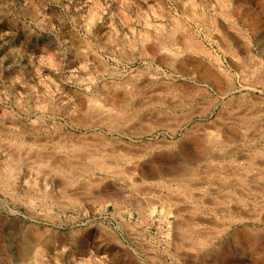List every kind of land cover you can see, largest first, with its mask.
<instances>
[{
	"label": "rangeland",
	"instance_id": "374dc122",
	"mask_svg": "<svg viewBox=\"0 0 264 264\" xmlns=\"http://www.w3.org/2000/svg\"><path fill=\"white\" fill-rule=\"evenodd\" d=\"M210 75L221 91L211 87ZM111 77L154 82L128 109L132 118L123 132L97 126L80 111L81 96L98 100L102 83ZM174 98L179 99L173 103ZM234 98L264 111V0H0V177L21 158L5 153L8 142L47 147L59 140L69 146L84 136L152 155L147 164L157 173L134 186L104 185L89 196L85 179L44 180L36 168L19 169L9 188L0 187V264H264V223L246 212L264 209V190L253 195L212 187L182 201L169 194L182 192L174 176L205 163L190 164L196 145L186 135L210 130L223 105ZM260 111L255 126L261 136L247 140L235 157L264 154ZM257 161L251 167L264 171ZM194 183L189 187L197 193ZM224 191L233 192L244 210L227 212L210 204ZM128 192L135 201L124 197ZM185 217L192 218L189 226ZM179 220L189 232L221 230L211 239L205 235L208 242L192 231L190 243L199 240L210 247L187 255L178 251L190 244L175 232L183 225Z\"/></svg>",
	"mask_w": 264,
	"mask_h": 264
},
{
	"label": "bare ground",
	"instance_id": "6f19581e",
	"mask_svg": "<svg viewBox=\"0 0 264 264\" xmlns=\"http://www.w3.org/2000/svg\"><path fill=\"white\" fill-rule=\"evenodd\" d=\"M166 58H168V57H166ZM168 60H171V59H168ZM109 79L110 80L102 83L100 98L98 97L99 98V99L97 98L98 100H94L93 98H92L93 99L92 100L90 97L85 98V97L81 96L80 103L84 107L80 111H84L83 114L81 113L83 116L88 115V118L90 116L92 119H94L93 120V121H95L94 124H96L97 126L104 127L110 132H116V131L117 132H119V131L123 132V129L125 127H127V123L132 118V116L130 117V115L127 113L128 109H130V106L132 105L134 100L138 99L137 97L140 95L142 90L145 87L147 88V87L154 85V82L152 79L147 78V77L141 78V79L136 78L134 80L129 79V80L124 81V82L123 81L117 82L112 77ZM210 79L213 83V85L211 87L213 88L215 86L214 87L215 91H218V92L221 91L220 89L218 90V85L216 84L217 79L214 76L212 77V75H210ZM158 89H161V88H158ZM168 90H169V88H168ZM189 90H191V88ZM198 90H199V88H198ZM156 91H157V89H156ZM165 91H163V92H165ZM173 91L174 90H172V92ZM194 91H195V89H194ZM167 92H165V93L167 94ZM146 94H147V91H146ZM150 94H151V92H150ZM140 97H139V99H140ZM169 99H171V98L169 97ZM175 99L176 98L173 99L174 101L172 100L173 103H175L176 100H178L179 98L176 100ZM225 99H226V97H225ZM259 99H257V100H259ZM168 102H170V101H168ZM212 102H213V100H212ZM182 103H179L177 105L181 106ZM210 103H211V101H210ZM164 104H165V102H164ZM139 106H141V105H139ZM175 106H176V104H175ZM175 106H174V109H175ZM178 106H176V107H178ZM170 107H173V105H171ZM222 109H223V111H221L222 115H219L220 112L218 111L219 114L216 116V118L213 120V122L209 126V128L211 127L212 130L211 129L207 130L208 127H207V129H204V128L199 129L198 128L197 133H195L196 135L194 133L186 135V137H185L186 141H188L189 143H192L194 146L196 145L195 146L196 151H195L194 155L192 156L193 163H190V164H196L200 160H205L204 161L205 163L201 166L198 165L199 167L197 168V170L191 171L187 174H185V173H183V174L180 173L179 175L174 174L177 176V177L174 176L175 177L174 180L176 182H178V184H180L182 186V188H184V190H183L181 187H179V188H181L182 192H179L180 190L177 191L174 189V191H172L173 189L172 190L169 189L171 191V193H169V194H171V196H173L171 198H173V200L175 199L174 201H176V200L182 201L183 199H186L185 195L191 196L193 194L194 195L197 194V198H198L203 194V192L205 190L210 191L211 190L210 188H212V187H213V189H215L214 187H217V188L219 187V188H224L227 191H229V190L238 191L241 194L253 193V195H254V193L260 192V190H262L261 192H263V190H264V171L261 168L260 170H257L255 172V170L251 166H253V164H255V161H257L255 159H258L257 162L262 163L264 166V154H260L261 153L260 152L259 156L257 154H256V156H253L255 154V152L253 155H252V153H253L252 152L251 154L248 153L249 155H252V156H248V154H247V155H244L245 157L242 156L241 158H238L237 156L235 157L233 155L234 153L241 151L242 149H244L245 147L248 146V145H246L247 140H249L253 137H258V136L260 137L261 136L262 129L257 128L255 126L256 121L258 120L259 114H261V113H259L260 110H258L260 108H256L253 103L246 104V102L243 100L235 99L233 101L226 102L223 105ZM219 110H221V109H219ZM203 112H204V110H203ZM260 112H264V111H260ZM83 116H81V117H83ZM80 122H82L81 124H85L84 120L83 121L81 120ZM81 128H83V127H81ZM174 128H176V127L174 126ZM168 129H170V128H168ZM175 130L176 129H174L173 132ZM28 133H29V131H28ZM84 137H83V139H82V137H81V139L78 137V139H80V140H76V141L74 140L75 141L74 143L71 141L73 144L71 143L69 146H66L64 144L66 141L64 143H61L59 140L56 142H52L49 140L50 145L47 147H46V145L44 147H42V146H38V147L37 146L36 147H31V146L25 147L24 146V147H22L21 144L12 145V144H8L9 142L8 143L6 142L7 144L3 145V150L5 151V153L8 154V156H12V158H15L17 156H19L17 158H20V157L21 158L20 159L15 158L16 160L13 163L12 171L8 172L2 178L0 177V183H1L0 187L2 185V187L5 188V186H3V185H6V187L9 188L8 185H10L9 183L14 178L16 172L19 169H25V168H33V169L36 168L37 172L39 173L40 178H42L44 180L48 179V178L55 179L58 177H60L62 179L64 176L65 177L69 176L67 178L76 177L77 179H83V180L85 179L84 181L87 180V182H85V183L86 184L88 183L89 187H87L88 189L85 188L87 191L86 190L84 191V188H83V191L85 192V194L88 193V195H89V192L94 193L96 191H99L102 186L104 187V185H109L115 189V187L117 188V183H122L124 185H131V186L133 185L134 186V184L138 181H145L148 179L157 178V173L154 172L149 167V165L147 164L150 161L152 155L147 154L146 152H142V150L138 151V150L126 148V146L125 147L123 146L124 148H122L120 145L115 146L113 144L107 143L106 140H103L101 138H94L91 136H90L91 138H89V137L84 138ZM114 142H116V141H114ZM144 150L145 149H143V151ZM257 152H259V151H257ZM19 154L20 155L22 154V156H20ZM51 157L54 158V162L52 160V162H53L52 164H50L49 161H48V163H45L46 160L51 158ZM188 171H190V170H188ZM183 172H185V171H183ZM95 175H100L102 177L93 178L92 176H95ZM70 176H72V177H70ZM171 176H172V178H174L173 175H171ZM161 177H163V176H161ZM171 179L169 181H171ZM192 182H197V183H194L195 186L197 184V193H193L192 188L189 187V186H191ZM156 183H157V181H156ZM172 183H173V181H172ZM81 184H83V183H81ZM145 187H148V186H145ZM148 188H152V187H148ZM188 188H190L191 190H188ZM213 189H212V191H213ZM78 190H79L80 195H81L82 189L81 190L78 189ZM149 190H152V189H149ZM159 190L157 189V192ZM76 191H74V192H76ZM153 191H155V193H156V190H153ZM145 192H147V191H144L143 193H145ZM206 192H208V191H206ZM225 192L226 191H224V193H223L224 195L222 196V198L220 197L221 198L220 200H216L217 198H215V200L210 198L211 200H213L212 202H210V204H212L216 209L218 208V210L227 211V212H229V211L235 212L237 210L240 211V209H241V211L244 210V207L243 208L240 207V203H238L236 201V199H233L232 196L230 195V194H233V192H231V193L230 192L225 193ZM96 193H98V192H96ZM137 193H140V192L138 191ZM141 193H142V191H141ZM160 193L158 192L157 194H159V196H160ZM257 194H255V195L259 196V194L258 195ZM83 195H84V193H83ZM83 195H81V197ZM133 195L134 194H132L131 192H128L126 195H124V197L130 201H135L136 197ZM219 195H221V194L219 193ZM159 196H157V197H159ZM168 196L170 198V195H168ZM245 196H248V195H245ZM193 197H195V196H193ZM212 197H214V196H212ZM76 198H78V197H76ZM86 198H87V196H86ZM86 198H85V200H86ZM150 198L152 199V197H150ZM160 198H162V196H160ZM171 198H170V201H171ZM236 198H237V196H236ZM147 199H146V201L149 202L148 201L149 199L148 200ZM262 199H264V198H262ZM238 201L240 202V200H238ZM243 201H245V200H243ZM260 201H261V199H260ZM73 202H74V199H73ZM179 202L177 201V203H179ZM189 202H191V201H189ZM175 204H176V202H175ZM180 204H182V203L180 202ZM64 205H65V203H64ZM140 205H142V204H140ZM185 206L187 207V205H184L183 207L186 208ZM213 206H211V208ZM177 207H178V205H177ZM181 207H182V205H181ZM214 207H213V209H214ZM184 208H183V210L181 209L182 212L185 211ZM188 208L190 209L191 207L188 206ZM195 208H197V207H195ZM195 208L193 207L191 209H195ZM191 211H194V210H191ZM199 212L200 211H198V213ZM246 212H247L248 216L251 217L253 220H256V221L258 220L261 223H264V209H261V208L257 209L255 207V209H250L249 211H246ZM244 213H245V211H244ZM188 214H190V213L188 212ZM224 214L221 213L220 216L222 217V215H224ZM238 214H240V213H238ZM247 214H245V215H247ZM242 215H244V214L242 213ZM227 216H229V215H227ZM227 216H225V218ZM176 217H178V216H176ZM192 218H193V216H192ZM192 218L188 219L190 222H188L186 217L183 218V220L185 219L184 221H186L185 224L187 225V223L191 224L190 219H192ZM251 218H250V220H251ZM181 219H182V217H181ZM236 220H233V221H236ZM182 221L179 220L180 223ZM184 221L182 222V224H183L182 226L179 224L181 227L177 226L179 228V231H178V228L176 227V224L178 225L179 222L174 224L176 227L175 229H177V231L175 229H173V230H175V232H179L176 234H179L178 236H179L180 240L185 241V244L187 242L190 243V241H192L191 232L194 230L197 231L198 233H201L202 235H204L203 237H205L206 242H208V240H206L207 235L209 238V236H211V234L213 236V234H216V232L218 230H221V229H218L215 232L213 229L214 227L205 228V229L199 228L197 230L195 228L194 230L191 229L190 230L191 232H189V230H188L189 228L187 227L189 225H187V226L185 225V227H184L185 229H182L184 226ZM225 221H227V220H225ZM238 221H237V223H238ZM245 221H246V219H245ZM206 222H205V224H206ZM210 223L211 222H209L208 224H210ZM229 223L231 224L230 220H229ZM192 224L196 225L195 222H193ZM226 224H224V225H226ZM214 225H215V222H214ZM196 227L198 228L199 226L197 225ZM225 228H223V229H225ZM229 228H228V230H229ZM222 231H224V230H222ZM222 231L220 233H222ZM172 233H173V231H172ZM217 235H215V237H217ZM224 235H225V233H224ZM178 236L176 235L175 238L177 239ZM198 236H199V234H198ZM179 238L177 240H179ZM196 238L197 237H195V239ZM211 238H209V239H211ZM197 239L195 241H197ZM201 241H203V238ZM212 241H214V240H212ZM174 242H176V241H174ZM192 242H194V241H192ZM196 243L197 244H195V245H193L192 243H190L191 245L187 244L188 245V246L186 245L187 249L185 248L186 246L184 248L182 246L183 249L178 248L179 249L178 251L179 252L180 251H186V252L189 251V252H187V255H188V254H190V252H192L191 254H193L194 253L193 251L199 252L202 249L204 250V247L206 249L210 247L209 245H208L209 247H206L207 245L203 246V243L201 242L202 243L201 244L199 242V240ZM211 243H210V245H212ZM177 247L178 246L176 244V248ZM186 252L185 253L183 252V254L185 255ZM199 253H197V254H199ZM192 256H195V255H192Z\"/></svg>",
	"mask_w": 264,
	"mask_h": 264
}]
</instances>
